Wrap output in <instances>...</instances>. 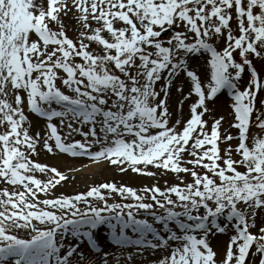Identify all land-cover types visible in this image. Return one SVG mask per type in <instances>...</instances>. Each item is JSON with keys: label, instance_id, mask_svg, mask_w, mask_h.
<instances>
[{"label": "snow or ice", "instance_id": "obj_1", "mask_svg": "<svg viewBox=\"0 0 264 264\" xmlns=\"http://www.w3.org/2000/svg\"><path fill=\"white\" fill-rule=\"evenodd\" d=\"M41 152L173 179L57 195ZM105 225L124 264H264V0H0V264H121Z\"/></svg>", "mask_w": 264, "mask_h": 264}, {"label": "bare ground", "instance_id": "obj_2", "mask_svg": "<svg viewBox=\"0 0 264 264\" xmlns=\"http://www.w3.org/2000/svg\"><path fill=\"white\" fill-rule=\"evenodd\" d=\"M185 105V104H184ZM223 107L225 109L226 107V102H224ZM219 116H223L225 117L224 119V124H223V128L222 130H228V122H226L225 120L229 117L228 115V110H224L222 111V114ZM31 119L33 121V128H32V132L35 133L36 131H42L44 129V121H41L37 118H35L33 115H31ZM227 124H226V123ZM40 159H45L48 160L50 162V164H53L54 166H57L58 168L61 169L62 172H68L73 170L74 166L72 165V163L76 162V161H84L83 159H72L63 155H56V156H52L47 154L46 152H41L40 154ZM43 160V161H45ZM152 171H157L156 169H150ZM148 176H143V175H139L136 173L131 172V170H129L128 172L125 173H120L118 171V169H116L114 172H111L110 168H105L101 171H99L96 175V177L93 179L92 184L90 185H99L101 183L104 182H115L118 185H130L133 187H136V189H141L142 188V183L144 182V180H148ZM173 179V177L170 175L165 176L163 180L161 181H169L171 182ZM74 178L69 177V179L67 180V182L62 183V186H59L56 190L57 195L62 194V193H68V194H72V192L77 193V192H83V189L76 190V185L74 184ZM89 187V188H90ZM99 238V240L101 242H104L105 244H111V235H110V230L107 228V226H100L99 228L96 229L95 232ZM211 238H215L214 240L216 242H218V246H216L215 248H217L218 252H223L226 249L229 237L228 235H216L214 237ZM85 252H88V250H84ZM102 252L108 253L110 258H117L121 260V264H124V260L122 259L123 257H126L128 254H123V256H120V254H116L115 252H113L112 250H110L109 248L106 249H102ZM89 255H91V253H89ZM146 256L148 257L147 261H140V262H136L133 264H147L148 261H151L153 259H155V257L151 256L150 254H146Z\"/></svg>", "mask_w": 264, "mask_h": 264}, {"label": "rangeland", "instance_id": "obj_3", "mask_svg": "<svg viewBox=\"0 0 264 264\" xmlns=\"http://www.w3.org/2000/svg\"><path fill=\"white\" fill-rule=\"evenodd\" d=\"M66 23H68L69 25V31H68V35L72 38H75L76 33L72 30V22L71 21H66ZM205 61L203 59H199L196 63L195 66L196 67H202L204 66ZM256 66L257 68H260L261 66V62L257 61L256 62ZM180 86H183V81L179 82ZM185 92H187V89H185ZM182 99V97L175 91V89L172 90V95L169 98V107L170 110L173 113V117L172 120L173 122H175L176 119L178 118H183V119H187L188 118V114H189V107H188V102L185 103L182 113L179 110V101ZM229 99L230 96L227 97H221L219 98V100L209 103L208 107L210 108V113L206 114L205 119L209 120V123L211 124V117L212 116H217L219 117V115L222 114V111L224 110H228L229 114L232 115V109H231V103L229 104ZM224 102L226 103V107L224 109L223 104ZM233 118V116H232ZM230 118L228 121V130L231 131L230 129V124L233 122V119ZM226 123V122H225ZM224 124V122H223ZM45 128V127H44ZM256 129H253V132H256ZM236 132V131H235ZM79 139V137H77ZM233 145H235L234 142H231ZM226 144H221V148H225ZM40 157V156H39ZM40 162L42 163H47L50 164V162L48 160L45 159H40ZM45 160V161H43ZM53 165V164H50ZM72 165L74 166L73 170L68 171V172H64L68 177H72L74 178V184L76 185V190H81L83 189V192L88 190V188L90 187V185L92 184L93 179L96 177L97 173L105 168H110L111 172H114L117 167L116 166H111L109 165L107 162H102V163H94L92 161H76L74 163H72ZM60 169V168H59ZM61 170V169H60ZM165 176H157V177H149L148 180H144V182L142 183V187L144 186H152L157 180H159V186L161 188H163L165 186V181H161L164 179ZM167 181V180H166ZM67 181H65L66 183ZM64 183V182H62ZM63 185V184H62ZM130 186V185H127ZM133 187V186H130ZM136 189V187H133ZM74 193V192H72ZM117 200H119V197H117ZM215 239V238H214ZM213 238H210L211 240V244L214 248V250H217V248H215L216 246H218V242H216ZM123 252V251H122ZM119 252V253H122ZM123 254H127V253H123ZM148 254V253H145ZM143 255L142 257L140 256H134V262H140V261H147L148 257L146 255Z\"/></svg>", "mask_w": 264, "mask_h": 264}]
</instances>
